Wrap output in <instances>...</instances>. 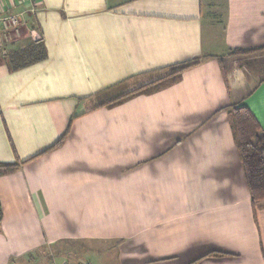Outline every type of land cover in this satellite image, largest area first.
<instances>
[{
  "label": "crops",
  "instance_id": "crops-1",
  "mask_svg": "<svg viewBox=\"0 0 264 264\" xmlns=\"http://www.w3.org/2000/svg\"><path fill=\"white\" fill-rule=\"evenodd\" d=\"M21 3H0L25 14L0 48V161L19 164L0 175V264L63 240L118 244L79 263L264 264V199L225 110L264 133V0ZM37 40L46 57L11 69Z\"/></svg>",
  "mask_w": 264,
  "mask_h": 264
},
{
  "label": "trees",
  "instance_id": "trees-1",
  "mask_svg": "<svg viewBox=\"0 0 264 264\" xmlns=\"http://www.w3.org/2000/svg\"><path fill=\"white\" fill-rule=\"evenodd\" d=\"M234 52L245 53L249 51L234 50ZM46 54L43 42L36 41L29 43L22 49L10 52L7 59L12 67L11 69H17L44 59ZM203 60L204 58L202 57H194L190 60L163 68L161 79H169L171 82H174L178 79L183 70L197 65ZM120 99L111 100L102 105H112ZM225 110L227 111L228 121L231 127L233 140L238 150L246 184L250 191L251 201L254 204L256 201L264 199V133L261 130L259 122L246 105L234 103L228 105ZM71 121L72 119L69 120L65 132L42 153L51 151L61 145L65 135L69 131ZM18 167L19 164L17 162L10 163L0 161V175L13 173Z\"/></svg>",
  "mask_w": 264,
  "mask_h": 264
},
{
  "label": "rangeland",
  "instance_id": "rangeland-1",
  "mask_svg": "<svg viewBox=\"0 0 264 264\" xmlns=\"http://www.w3.org/2000/svg\"><path fill=\"white\" fill-rule=\"evenodd\" d=\"M21 2V4L24 5L25 0H21ZM26 7L31 10L32 5L27 4ZM24 15L23 12L19 14L20 30ZM6 47L7 50H9L8 46ZM117 251L118 244L112 241L85 242L82 240H63L55 244L45 245L27 255L16 258L13 260L12 264H61L62 262L63 264H82L85 262H77L79 257H84L83 259H85L86 256H97L98 258L104 256L105 259L110 260L111 256L117 255Z\"/></svg>",
  "mask_w": 264,
  "mask_h": 264
},
{
  "label": "built area",
  "instance_id": "built-area-1",
  "mask_svg": "<svg viewBox=\"0 0 264 264\" xmlns=\"http://www.w3.org/2000/svg\"><path fill=\"white\" fill-rule=\"evenodd\" d=\"M14 1L21 3V0H0V3L7 9L14 3ZM19 26V13L0 11V48L4 53L6 52L4 49L5 42L12 39L16 34L18 35ZM32 35L35 36V33L32 32ZM61 264H63V262Z\"/></svg>",
  "mask_w": 264,
  "mask_h": 264
}]
</instances>
